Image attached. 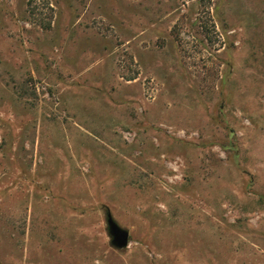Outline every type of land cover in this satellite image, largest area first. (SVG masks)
I'll list each match as a JSON object with an SVG mask.
<instances>
[{"label":"rangeland","instance_id":"374dc122","mask_svg":"<svg viewBox=\"0 0 264 264\" xmlns=\"http://www.w3.org/2000/svg\"><path fill=\"white\" fill-rule=\"evenodd\" d=\"M0 264H264V0H0Z\"/></svg>","mask_w":264,"mask_h":264},{"label":"water","instance_id":"95a60500","mask_svg":"<svg viewBox=\"0 0 264 264\" xmlns=\"http://www.w3.org/2000/svg\"><path fill=\"white\" fill-rule=\"evenodd\" d=\"M106 224L112 245L117 249L126 248L129 243L128 232L119 227L110 215L107 216Z\"/></svg>","mask_w":264,"mask_h":264}]
</instances>
